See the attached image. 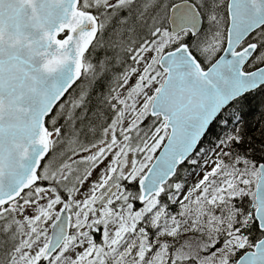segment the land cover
<instances>
[{"label":"rangeland","instance_id":"1","mask_svg":"<svg viewBox=\"0 0 264 264\" xmlns=\"http://www.w3.org/2000/svg\"><path fill=\"white\" fill-rule=\"evenodd\" d=\"M104 1L109 3L112 0ZM156 1H147L144 8ZM223 1L214 0L206 7L204 14L208 26L203 40L196 41L201 43L196 45L197 52L206 64L214 62L225 47L224 23L215 12L216 6ZM101 2L105 4L98 1L94 8ZM198 3L202 6L201 0ZM158 34L152 43L138 49L133 57V67L129 66L131 68L120 76L109 100V122L98 136L92 137L90 145L83 151H73L74 144L61 142L62 158L53 157L46 164L40 175L41 185L30 190L20 201L1 208V215L13 211L18 221L19 244L8 264L44 261L50 228L66 205L74 215L73 235L44 264L182 262L197 252L183 254L181 248L174 250L168 242L176 235L185 236L206 223V206L236 197L246 191L245 186L252 180L256 182L258 167L247 161L230 159L228 145L220 143L210 151L197 152L190 160L194 172L189 183H172L167 187L166 198L171 208L161 197L141 203L140 192L125 189L126 184L139 182L169 136L166 121L152 117L150 109L165 78L158 62L166 50L181 41L186 33L177 37H172L169 31ZM111 54L109 49L96 51L92 60L100 62L102 67L95 70L103 72L106 57ZM103 57L105 59L101 60ZM263 58L264 53H261L255 62ZM67 107L69 104L60 106L57 114H65L62 112ZM98 145H103L102 151L85 161L79 160L84 153L93 154L92 150ZM78 166L84 167L81 174H74L76 179L69 180L70 173L76 172ZM54 183L62 188L71 183L72 186L61 193ZM106 196L109 200L98 212L97 206ZM23 209L28 211L25 216L21 215ZM33 213L36 214L34 218ZM247 246V238L232 235L209 254L203 252L209 251L211 246L200 249L203 250L200 257L194 255L192 258L195 264H232L234 254Z\"/></svg>","mask_w":264,"mask_h":264},{"label":"water","instance_id":"2","mask_svg":"<svg viewBox=\"0 0 264 264\" xmlns=\"http://www.w3.org/2000/svg\"><path fill=\"white\" fill-rule=\"evenodd\" d=\"M79 4L80 0H0V208L38 183L39 168L56 138L48 135L45 121L82 76L84 56L99 25ZM228 17L225 49L207 70L185 44L159 60L166 78L150 114L166 120L169 136L138 182L141 203L162 195L223 110L264 85V65L244 71L257 45L239 50L264 27V0H229ZM168 24L173 37L183 32L196 37L204 19L193 2L183 0L170 7ZM252 198L255 220L264 233V165ZM70 220L65 208L52 224L45 261L69 238ZM235 264H264V237Z\"/></svg>","mask_w":264,"mask_h":264},{"label":"trees","instance_id":"3","mask_svg":"<svg viewBox=\"0 0 264 264\" xmlns=\"http://www.w3.org/2000/svg\"><path fill=\"white\" fill-rule=\"evenodd\" d=\"M98 1L103 0L80 1V9L92 13L98 20L99 32L84 57V71L81 79L55 108L52 115L46 119V127L49 132L55 133L57 127L54 123L60 118L57 117L58 119L56 118L57 120L54 121V117L59 115L57 113L60 106L69 104V108L67 107L62 112L65 113L61 117L62 120L57 123H64L61 131L67 136L66 139L70 136V140H67V142L74 144L73 151H83L82 149L88 147L92 142V137L98 136L99 131H102L109 122V100L117 88V81L125 72L115 67L127 66V70L133 67V57L138 49L152 43L158 37L160 31H169L167 23L169 8L174 3L182 0H157L147 8H144V5L149 0H142L138 7L123 4L115 8L118 12L105 11V5L102 2L94 8ZM189 1L195 3L202 14L205 15L206 7L214 0H201L202 6L198 3V0ZM227 1L221 2L215 10L216 14L220 15L223 20L225 36L228 27ZM207 26L208 23L205 21L202 32L196 38L186 34L182 36L181 41L172 45L166 51L174 50L180 45L186 44L200 65L204 69L208 68L210 64L204 63L197 52L196 46L201 44H197L196 41L198 39L203 40ZM254 37L255 43L258 45L257 56H259L264 53V28L258 31ZM104 49H109L112 54L106 57V69L100 72L95 68L100 69L102 64L95 62L96 60L93 61L92 55L96 51ZM104 59L105 57L101 60ZM116 60L118 61L116 62ZM120 60L123 62L120 63ZM262 65H264V58L259 62H255L254 59L245 71H252ZM61 142L62 139L55 140L51 154H49L51 156L49 160L56 156L57 148ZM220 143L228 145L227 155L230 159L237 162L247 161L256 167L264 165V86L235 100L223 110L202 140L198 152L210 151ZM193 172L194 165L188 161L177 170L174 178L166 185L161 200L168 208H171V205L166 198V195H168L167 187L172 183H189ZM41 183L42 180L37 186H40ZM53 185L61 193H63L62 190L71 187L68 185L65 186L66 188H62L56 183ZM126 185L125 189L127 191L139 193L137 182ZM245 189V192L238 194L236 197H228L221 203L206 206V223L185 236L182 234L176 235L168 242L169 245L174 250L181 248L180 252L186 253V255L194 254L196 251L197 254L194 255L200 257L203 251L200 249L210 248L211 246L209 251L203 252L204 255H207L214 249L221 247L232 235H241L247 238L248 246L245 250L235 253L231 258V263L236 261L244 252L251 250L256 242L262 238L263 233L259 230L255 220V208L251 199V195L255 190V181L252 180L250 184L245 186ZM20 200L21 198L16 201ZM17 222L13 212L4 215L0 213V264H8L14 257L19 244ZM192 257L172 264H195Z\"/></svg>","mask_w":264,"mask_h":264},{"label":"flooded vegetation","instance_id":"4","mask_svg":"<svg viewBox=\"0 0 264 264\" xmlns=\"http://www.w3.org/2000/svg\"><path fill=\"white\" fill-rule=\"evenodd\" d=\"M103 2L105 3L104 5H105V11H108V12H115V11H117L118 12V10L117 9H115V8H117V7H119V6H121V5H123V4H129V5H132L133 7L134 6H136V7H138L139 5H140V3L142 2V0H112L111 2H109V3H107L106 1H104L103 0ZM228 2H229V0L227 1V4H228ZM227 11H228V6H227ZM202 13V12H201ZM202 16H203V18H204V21H205V15H203L202 14ZM167 23H168V19H167ZM183 34H185V33H183ZM186 34H188V33H186ZM255 34H257V33H255ZM255 34L254 35H252L245 43H244V47H246V46H248V45H251V44H255V45H257L256 43H255V41H254V39H255ZM243 47V48H244ZM257 51H258V45H257V50H256V54L254 55V57H253V59L251 60V62L256 58V56H257ZM220 55H221V51L219 52V56L217 57V59L220 57ZM130 61V60H129ZM128 61V62H129ZM120 63H122L123 61L122 60H120L119 61ZM250 62V63H251ZM127 63V62H126ZM249 63V64H250ZM248 64V65H249ZM116 69H120L121 71L122 70H124V71H126L127 69V66H117V67H115ZM258 68H260V67H258ZM257 68V69H258ZM246 69V68H245ZM254 70H256V69H254ZM254 70H252V71H254ZM252 71H249V72H252ZM247 72V71H246ZM163 74H166V73H163ZM64 116V114H60V116L58 115V117L60 118V119H58L57 120V122H59V120L61 121L62 119H61V117H63ZM66 118V117H65ZM54 123V125H55V127H57L56 129H55V135H56V138H55V140L57 141H59L60 139H62V142H66L67 140H70V136L68 137V139H66L67 138V136H65L64 134H63V131H61V129H62V127H63V122H62V124H59V123ZM59 125H60V128H59ZM66 131H68V129H66ZM61 135H62V138H61ZM54 142L55 141H53L52 142V147H51V151H52V149H53V145H54ZM106 145V144H105ZM103 145H98L96 148H94L93 150H92V152H93V154L92 153H84L83 155H80L79 156V160H87V159H89V158H91V156H93V155H96V154H98L100 151H102L103 150ZM61 149V150H60ZM51 151H50V153L49 154H51ZM63 151V149H62V146H61V144H59V146H58V148H57V152H56V156H55V154H54V156L58 159H61L62 158V155H61V152ZM92 154V155H91ZM53 156V155H52ZM51 156L50 155H48L47 156V158L43 161V163L41 164V167H40V169H39V172H38V178L40 179V175H41V172L46 168V164L47 163H49V161L51 160H49V158H50ZM53 160V159H52ZM83 168L84 167H80V166H78L77 168H76V172L73 170L71 173H70V179L69 180H72L73 178L74 179H76L75 177H74V174L76 175V176H78V175H80L81 174V172H82V170H83ZM53 173V172H52ZM72 173H73V177H72ZM72 178V179H71ZM78 178V177H77ZM41 181V180H40ZM69 186H72V183H71V185H69ZM141 195V194H140ZM109 197H107L106 196V198H104V199H102L100 202H99V204H98V206H97V210H98V212H99V209L101 208V207H103L104 205H106V203L108 202V199ZM154 198V197H153ZM16 202V201H15ZM15 202H12V203H15ZM11 204V203H10ZM65 208H67L68 209V211H69V213H70V217H71V232H70V237L73 235V226H72V220H73V213H72V211L69 209V207L66 205L63 209H65ZM1 210V209H0ZM12 211V210H11ZM13 212V211H12ZM28 214V211H27V209H23L22 211H21V215H23V216H25V215H27ZM32 217L34 218V217H36V214L35 213H33L32 214ZM263 233V232H262ZM93 234V233H92ZM95 234V237H98V234H96V233H94ZM264 237V233H263V236H262V238ZM261 238V239H262ZM257 243V242H256ZM254 249V247L251 249V250H253ZM251 250H248V251H251ZM238 260V259H237ZM237 260L236 261H234L232 264H235L236 262H237ZM46 262V261H45ZM44 261H41L39 264H44L45 263Z\"/></svg>","mask_w":264,"mask_h":264}]
</instances>
